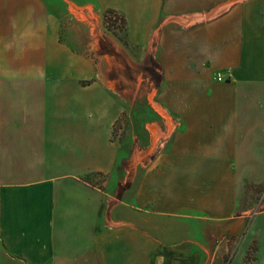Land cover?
<instances>
[{"label": "crops", "instance_id": "crops-1", "mask_svg": "<svg viewBox=\"0 0 264 264\" xmlns=\"http://www.w3.org/2000/svg\"><path fill=\"white\" fill-rule=\"evenodd\" d=\"M261 189L264 0H0V264H264Z\"/></svg>", "mask_w": 264, "mask_h": 264}, {"label": "rangeland", "instance_id": "rangeland-1", "mask_svg": "<svg viewBox=\"0 0 264 264\" xmlns=\"http://www.w3.org/2000/svg\"><path fill=\"white\" fill-rule=\"evenodd\" d=\"M106 27L109 31L113 32L114 34H121L123 31V23L121 20L116 18L115 20L112 19H105ZM99 182L102 181L101 176H98ZM259 198H264V189L259 190Z\"/></svg>", "mask_w": 264, "mask_h": 264}, {"label": "built area", "instance_id": "built-area-1", "mask_svg": "<svg viewBox=\"0 0 264 264\" xmlns=\"http://www.w3.org/2000/svg\"><path fill=\"white\" fill-rule=\"evenodd\" d=\"M107 19L115 20V19H116V16H115V15H108V18H106V20H107ZM223 78H224L223 75H221V74H218V75H217V80H218V81H222Z\"/></svg>", "mask_w": 264, "mask_h": 264}, {"label": "trees", "instance_id": "trees-1", "mask_svg": "<svg viewBox=\"0 0 264 264\" xmlns=\"http://www.w3.org/2000/svg\"><path fill=\"white\" fill-rule=\"evenodd\" d=\"M106 18H108V16H106Z\"/></svg>", "mask_w": 264, "mask_h": 264}]
</instances>
